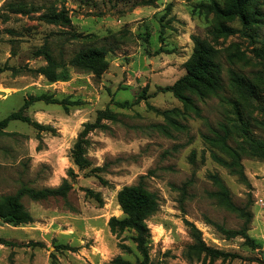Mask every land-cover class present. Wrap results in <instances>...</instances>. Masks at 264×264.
Wrapping results in <instances>:
<instances>
[{"label": "rangeland", "instance_id": "374dc122", "mask_svg": "<svg viewBox=\"0 0 264 264\" xmlns=\"http://www.w3.org/2000/svg\"><path fill=\"white\" fill-rule=\"evenodd\" d=\"M148 1L0 0V68L7 69L0 73V121L22 112L43 127L11 121L0 135V199L25 187L58 188L65 180L71 186L66 198L23 197L32 223L0 220L6 243L0 241V264H264V159L243 155V179L214 161L213 153L230 158L204 138L223 134L222 124L242 122L264 142V59L254 53L264 44V0H258V20L248 35L239 31V20H223L238 33L219 39L211 34L217 18L198 6L223 0ZM61 12L70 23L54 25L44 17ZM193 36L219 51L224 85L217 97H196L198 111L160 90L186 74ZM46 43L66 64L81 50L104 47L108 68L96 76L68 66L51 83L37 73L46 62L35 52ZM235 76L258 86V100L237 91ZM100 112L110 119L86 136L89 164L81 169L72 151L84 125L94 124ZM241 134L234 136L241 140ZM212 174L236 205L252 204L248 235L257 248L216 227L239 231L244 220L215 196ZM140 182L159 202L147 221L146 262L134 231L110 227L112 218H124L119 192ZM186 221L209 247L237 257L188 261L193 241Z\"/></svg>", "mask_w": 264, "mask_h": 264}, {"label": "trees", "instance_id": "16d2710c", "mask_svg": "<svg viewBox=\"0 0 264 264\" xmlns=\"http://www.w3.org/2000/svg\"><path fill=\"white\" fill-rule=\"evenodd\" d=\"M157 1V0H156ZM224 4H219L217 1H212L209 4L201 3L198 8L205 11L207 14H213L218 23L214 24L211 28V34L216 38H228L238 33V30L231 28L223 23V20H239L242 24V30H239L245 35L248 31L254 29L257 23V3L258 0H223ZM152 3V0L146 2ZM12 8L14 6H11ZM46 21L50 24L70 23L69 18L61 12L57 14H49L44 16ZM194 49L192 56L185 63L186 74L177 80L172 86L161 88L162 92H169L174 95L179 101L184 104L186 110L198 111L195 103V98L201 100L210 97L219 96L220 92L224 90L222 78V66L219 62V51L208 40L199 36L192 37ZM255 56L264 59V44L262 48L254 50ZM108 50L104 47H90L78 52L73 58L70 59L68 64L65 63L62 57H56L46 43L35 52V57H43L46 66L37 70V73L45 76L51 82L56 83L60 81L58 74L59 69H65L68 66L76 68L85 73H93L100 76L108 68L107 61ZM6 68H0V73L6 71ZM234 87L245 98L258 100V86L249 78L235 76L233 78ZM42 96L36 98L42 100ZM53 104H59L57 100H51ZM28 103L25 104V107ZM171 112H164L169 122L176 124V120L168 116ZM240 115V113H238ZM105 119H110L107 112H100L98 119L94 124H85L84 130L80 134L78 141L72 151V159L76 166L85 168L89 162L85 158V145L87 143L86 136L96 129L103 128L101 122ZM23 121L26 123H33V121L23 116L22 112H15L9 115L4 120L0 121V135H3L4 129L7 128L11 121ZM36 127L41 128L36 122L33 123ZM162 127V126H161ZM221 130L223 132H214L215 136H204L206 141L214 146L223 150L230 160H226L216 153L212 154V158L219 165L224 166L231 170V173L245 178L242 166V156L247 155L264 159V142L255 139L250 135L249 126L245 123L240 124H222ZM43 128V127H42ZM242 133L241 140H237L234 133ZM233 141L235 146L230 144ZM214 185L218 187L219 191L215 196L220 199L221 204L225 205L227 210L233 214H237L244 220V224L239 231L226 230L223 226L217 224L216 227L222 234L229 238L241 237L245 240L247 245L257 248L253 239L248 235L250 224L253 220L251 212V203L246 207L236 205L232 199L231 193L223 183L222 179L212 174L209 176ZM188 187L186 184L183 186L185 190ZM71 190L68 181H64L58 188H45V189H32L22 188L16 195L3 196L0 199V220L5 223L13 224L15 226L29 224L33 222V218L29 211L22 203V198L28 196L33 201H45L50 198H66ZM118 202L124 213L123 219L112 218L110 227L113 231L116 230H131L135 232V241L138 249L148 261V239L150 232L148 229L147 221L154 216L159 208L157 196L147 190L143 182L138 185L124 187L118 194ZM189 228V234L193 241L192 245L185 253V258L188 261H193L195 258L200 259L202 256L211 258L212 260L218 259H234L237 256L219 251L209 247L203 240L202 233L198 228L186 221ZM1 241V240H0ZM2 242V241H1ZM5 243V242H2ZM6 244V243H5ZM120 259V258H119Z\"/></svg>", "mask_w": 264, "mask_h": 264}]
</instances>
